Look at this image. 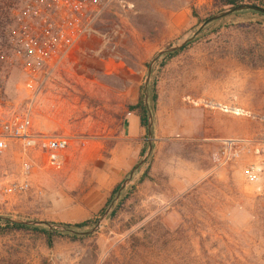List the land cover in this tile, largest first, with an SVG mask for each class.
Returning <instances> with one entry per match:
<instances>
[{"label":"rangeland","instance_id":"374dc122","mask_svg":"<svg viewBox=\"0 0 264 264\" xmlns=\"http://www.w3.org/2000/svg\"><path fill=\"white\" fill-rule=\"evenodd\" d=\"M218 1L106 5L90 25L96 34L88 31V39L63 57L31 107L35 132L68 140L62 165L53 168L42 150L24 152L10 142L0 152V216L62 225L90 221L81 231L90 230L132 169H121L132 154L124 118L143 90L148 64L230 8ZM239 1L264 9V0ZM17 9V0H0V54L7 56L0 60V121L28 105L25 74L9 41ZM192 41L153 67L158 122L171 134L153 136L152 153L122 193L115 216L92 235L56 236L50 245L41 234L5 230L0 222V264H264V179L243 178V157L217 161L221 139L264 140V16L235 13ZM202 104L216 113L217 132L209 140L193 134L191 109ZM173 108L185 116L183 138L172 134L178 124L167 113ZM144 143L143 150L146 137Z\"/></svg>","mask_w":264,"mask_h":264},{"label":"built area","instance_id":"2783aa9c","mask_svg":"<svg viewBox=\"0 0 264 264\" xmlns=\"http://www.w3.org/2000/svg\"><path fill=\"white\" fill-rule=\"evenodd\" d=\"M17 1L9 41L13 56L25 74L28 105L21 114L0 121V152L6 150L10 142H18L24 152L35 148L42 150L47 164L58 169L69 146L68 140L35 132L31 107L63 57L88 39L86 34L94 32L90 25L96 15L113 0ZM6 57L4 52L0 54L1 61ZM218 143L221 149L217 158L219 164L225 165L243 157L247 159L242 170L243 178L249 183L264 179V140L224 138ZM29 169L30 166L24 163L23 171L27 173ZM24 187L27 184L21 186Z\"/></svg>","mask_w":264,"mask_h":264},{"label":"water","instance_id":"95a60500","mask_svg":"<svg viewBox=\"0 0 264 264\" xmlns=\"http://www.w3.org/2000/svg\"><path fill=\"white\" fill-rule=\"evenodd\" d=\"M244 11H251L255 12L258 14H261L264 16V9L251 5V4H241L238 6L230 7L222 12L215 14L207 19H205L202 24L199 26V28L193 33V35L189 38H186L182 42L176 45L169 46L167 48H164L157 52L153 58L151 59L150 63L147 66V76L144 80V85H143V92H144V104L147 107V127H146V148L143 151L142 155L140 156L139 161L137 164L131 169L129 172V175L126 179H124L117 191V194L111 201V203L108 205V207L104 210L100 218L95 222L94 226L85 232H82L81 230H71L68 229L65 225L62 224H51V223H46V222H40V221H34V220H24V219H19L15 217H8V216H0V222H6L12 225H20L24 227H34V228H40V229H45L47 231H55V232H60L62 234H70V235H81V236H89L94 233H96L100 227L106 222L108 217L112 214L115 206L117 203L120 201L122 193L127 189V187L131 184L132 177L135 172L139 171L142 169V167L146 164L148 161L152 150H153V143H154V138H153V119L154 115L149 111L148 109V91L150 87V78H151V73L153 70L154 65L157 63L159 59L164 57L165 55L172 54L175 52L180 51L182 48H184L188 43L192 42L194 38L200 34L203 29L208 26L209 24H212L216 21H219L221 19H224L228 16H231L235 13L239 12H244Z\"/></svg>","mask_w":264,"mask_h":264},{"label":"crops","instance_id":"0c3cea01","mask_svg":"<svg viewBox=\"0 0 264 264\" xmlns=\"http://www.w3.org/2000/svg\"><path fill=\"white\" fill-rule=\"evenodd\" d=\"M134 83L135 79H132V85H134ZM158 100L159 97L157 93L156 110L153 119V136L156 139L158 137L157 134H161L160 136L163 137L165 136L164 134H171L167 129H165V124H161L158 122L159 114L157 113V108L158 106H160ZM210 108L211 107L202 104L201 106L196 105L195 108L191 109L194 116L192 121L193 134H203L201 138H207L208 140L210 138H213L217 132L216 113ZM175 110L176 109L173 108L172 112L168 111L167 118L170 119V122L178 124L176 132H172V134H179L183 138L184 134L187 133V130H183L186 128V126H184L185 116L183 113L175 112ZM187 110L189 111V109ZM124 124V141L126 142V144L132 147V154L131 151H129V157L127 159H124V161L121 163V169L129 170L130 168H133L139 161L145 137V130L140 126L139 118L134 112H128L126 114L124 118Z\"/></svg>","mask_w":264,"mask_h":264},{"label":"trees","instance_id":"16d2710c","mask_svg":"<svg viewBox=\"0 0 264 264\" xmlns=\"http://www.w3.org/2000/svg\"><path fill=\"white\" fill-rule=\"evenodd\" d=\"M239 0H219L218 2H216V5H218L219 7H234V6H238L241 5L239 4ZM256 6V5H255ZM262 8V7H261ZM252 14L258 15V16H263L261 14L255 13V12H251ZM193 42V41H192ZM192 42L188 43L186 46L190 45ZM185 46V47H186ZM182 48L180 51L172 53V54H168L165 55L164 58L166 60L176 56L178 53H180L183 49ZM156 102H157V93H156V89L154 87V85H150L149 87V91H148V109L149 111H151V113L154 115L155 110H156ZM128 112H134L138 118H139V122H140V126L145 130V137H146V127H147V107L144 104V92L142 89H140L137 101L134 105L128 106L127 107ZM145 147V143L143 144L140 156L143 153V149ZM149 170L144 173L141 176V179L139 182H142L144 179L147 178ZM119 189V185H117L116 187H114L113 191L111 192V200H113V198L115 197V195L117 194V191ZM121 202H124V200H122ZM116 212H114L113 217L115 216ZM92 222L90 221H84L78 224H74V225H65L68 229L71 230H82L86 227H88L89 225H91ZM3 224V228L5 230H14V231H31L34 233H38L44 236V238L46 239L47 243L50 245L52 242L53 237L56 236H63V235H70V234H62L60 232H55V231H47L45 229H40V228H34V227H24V226H20V225H12L6 222H2ZM71 236V235H70ZM74 239L77 238L75 235L72 236Z\"/></svg>","mask_w":264,"mask_h":264}]
</instances>
